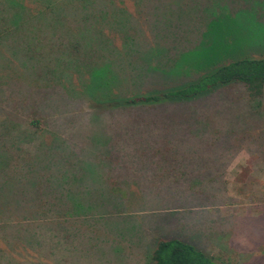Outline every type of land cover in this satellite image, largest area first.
Wrapping results in <instances>:
<instances>
[{"label": "rangeland", "instance_id": "374dc122", "mask_svg": "<svg viewBox=\"0 0 264 264\" xmlns=\"http://www.w3.org/2000/svg\"><path fill=\"white\" fill-rule=\"evenodd\" d=\"M120 1L67 9L61 23L31 20V36L53 31L34 36L49 50L75 44L55 51L50 78H31L17 58L0 65L11 114L34 105L45 116L28 136L29 116L9 115L14 127L0 134L9 156L0 162V264H147L167 237L223 264H264V92L250 99L230 84L150 107L119 104L138 81L169 74L150 90H173L211 58L259 56L264 23H242L243 0Z\"/></svg>", "mask_w": 264, "mask_h": 264}, {"label": "trees", "instance_id": "16d2710c", "mask_svg": "<svg viewBox=\"0 0 264 264\" xmlns=\"http://www.w3.org/2000/svg\"><path fill=\"white\" fill-rule=\"evenodd\" d=\"M89 1L92 2L93 0H0V65L6 64L5 59L10 62L17 58V60H19L18 62H20L18 67L29 74L31 78L33 77L34 79H37L38 77L42 78L44 76L50 78L51 75L48 70V65L55 60V51L57 49L63 50L66 46L74 47L75 44L64 45L60 41H57L53 46L54 49L51 48L49 50V47L42 42L40 36L43 33L52 36L53 31L48 28H44L43 31L35 29V34L31 36L29 34L31 31V27H29L31 20L34 24H41L42 22L61 23L66 18L67 9L74 11L83 7L87 10L84 13H94L93 11H90ZM116 1L118 4L122 2L120 0H98L97 5H101L99 8H105L107 6L116 5ZM252 5H258L261 7ZM241 7L242 8L238 10V14L242 13V23H252L251 25L254 26H260L261 23H264V0H251L248 3L243 0V5ZM42 9H46L48 13L41 14L40 10ZM79 15L78 12L73 14V19L78 20ZM47 17L52 18L47 20ZM80 18L86 19V16L81 15ZM26 22L27 25L24 28L17 29L18 24L24 25ZM38 33H41L39 38L34 37ZM67 35L68 34L64 32L62 35L63 39ZM57 36L58 35H54L50 40H54ZM23 37L34 38H32V42L30 43L29 41H27V43L26 41H18L16 43L13 39ZM67 40H73V38ZM261 42L263 44H258L255 50V52L259 53V56L255 57L239 54L237 58H211L209 66L202 71V75L192 81L186 79L188 76H185V81L190 82H183L182 85L186 84L185 86L173 90H170L171 87L165 91L150 90L152 88L156 89L154 88L155 84H164L167 80L166 78L172 79V76H169V74L151 77L145 81L144 85H142L140 81L133 83L129 91L119 99V104L136 109H138V107H150L166 101L176 102L185 98H197L198 96H203L207 92H211L216 88L230 84H241L245 88L248 98H257L264 92V36ZM80 44L81 43H77L76 45ZM232 46L231 43L225 45V55ZM19 53H23L21 57H19ZM185 54L187 53H184L183 55ZM178 85L179 84H176L172 87ZM4 93L5 86L0 87V95ZM4 99L5 98L2 100ZM6 105V102L0 101V111L3 112L0 118V134L2 132H8L7 130L12 124L6 125V118L12 114L16 116L17 114H26L29 116L30 120L26 121V123L32 129L28 133L25 132V130L24 133L26 135L29 136L30 134H36L37 131L41 129V124L44 122L45 116L40 114L34 105L26 106L24 107V110H12V114ZM14 111H16L15 114ZM20 115L17 116L18 119ZM20 119L26 118L21 117ZM18 123L21 124V121H18ZM12 127H14V125H12ZM0 148V162L9 159V156L3 154L5 150L2 146ZM147 264L223 263L212 255L198 249L192 243L177 238L167 237L159 238L155 241Z\"/></svg>", "mask_w": 264, "mask_h": 264}]
</instances>
